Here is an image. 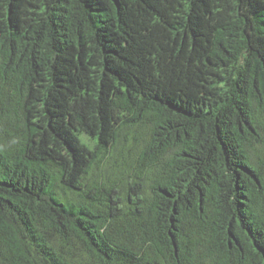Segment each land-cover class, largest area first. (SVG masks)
<instances>
[{"label":"trees","instance_id":"16d2710c","mask_svg":"<svg viewBox=\"0 0 264 264\" xmlns=\"http://www.w3.org/2000/svg\"><path fill=\"white\" fill-rule=\"evenodd\" d=\"M0 264H264V0H0Z\"/></svg>","mask_w":264,"mask_h":264}]
</instances>
